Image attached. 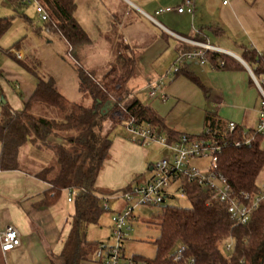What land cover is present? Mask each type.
<instances>
[{"label":"trees","instance_id":"trees-1","mask_svg":"<svg viewBox=\"0 0 264 264\" xmlns=\"http://www.w3.org/2000/svg\"><path fill=\"white\" fill-rule=\"evenodd\" d=\"M39 1L48 14L46 25L53 24L52 31L67 44L68 55L76 65L79 91L90 99V104L85 106L81 102L68 101L51 79L44 81L37 77L36 89L21 111H13L3 103L0 170H19L18 153L27 144L53 156L52 163L35 174L50 186L40 205L52 206L63 191H74L75 212L62 251L59 255H48V261L50 264H85L90 262V258L94 259V253L101 244L87 241L84 229L98 225L105 212L101 204L104 199L96 187V180L109 157L112 144L103 124L109 121L111 126L124 125L123 121L112 116L118 109L117 103L125 101L127 117L133 118L136 124L155 127L160 134H165L168 142L179 140L183 134L168 129L151 107L126 89L134 69L132 57H118L100 78L80 65V51L90 43V39L73 17L74 0ZM10 26L11 19L0 17V38ZM240 49L242 61L264 90V51L257 52L248 47ZM181 50H193V47L185 45ZM207 58L214 69L241 67L228 55L209 53ZM107 104H111V108L105 114L102 109ZM36 106L48 111L56 110L57 116L37 117L32 113ZM187 136L191 140H208L220 147L216 154V171L225 178L234 196L246 194L250 199L257 197L260 191L257 178L264 167V135L238 125L229 133L226 122L207 115L202 132L197 136ZM247 139H251L249 144L245 143ZM181 186L190 206L173 205L175 197L170 196L158 207L159 234L153 241L155 255L152 259L133 256L134 264H264V201L252 211L245 225H238L230 219L225 205L213 200L208 202L209 195L200 187L189 183ZM228 242L232 249L225 254L223 248ZM180 248L181 259L174 262L175 253Z\"/></svg>","mask_w":264,"mask_h":264},{"label":"crops","instance_id":"crops-1","mask_svg":"<svg viewBox=\"0 0 264 264\" xmlns=\"http://www.w3.org/2000/svg\"><path fill=\"white\" fill-rule=\"evenodd\" d=\"M0 1V9L8 11V6L12 9L20 8L11 0ZM74 2L75 9L78 10L75 12L78 18L74 16L77 24L81 27L84 20L95 26L97 33L110 45L107 61L98 59L91 41L81 49L82 53L80 51V65L84 62L86 68L82 67L97 78L104 75L116 63L118 57H132L135 61L134 69L126 85L136 77L141 78L140 83L132 85L142 86L141 88L154 82L168 70L177 53L185 46L169 32L189 39L208 41L241 66L219 70L190 62L183 67L180 74L164 82V101L151 99L146 94V100L141 101L164 120L168 129L179 135L197 136L204 128L207 115L223 122H234L244 130H252V123L256 126L261 94L252 79L249 67L238 60L242 61L240 47L264 51V36L248 40V37H243L238 32L240 30L243 34V31L245 33L247 30L243 29L244 20L242 21L239 13L248 0H230L227 5H222L221 0H217V12L220 14L214 18L207 17L209 0H194L193 16L174 10L158 13L159 9L179 7L183 0ZM223 14H228V20L220 17ZM20 15L23 19L26 17V13L22 12ZM137 19L144 20L155 28L150 47L143 48L144 45L139 44L140 40H136L138 34H141ZM99 20L106 25L104 28L99 24ZM193 29L201 35L194 36ZM82 30L88 36L84 27ZM51 32L59 42L67 46L59 34ZM21 43L18 40L7 47L0 43V115L3 103L13 111H21L36 89L37 77H40L27 65ZM126 89L132 96H137L136 91L131 92L127 87ZM152 145L140 146L119 136L112 139L109 157L96 180V187L103 199L118 194L129 186L143 183L151 177L155 164L154 155L157 154L160 158L166 154L162 146L161 148L160 145ZM1 150L0 143V155ZM22 155L27 162L32 161L36 165L33 172L27 170L29 164L25 163V166ZM52 161L53 156L49 152L39 151L32 144H27L20 148L18 153L19 170H0V231L7 225H13L20 234L18 248L6 255L0 252L4 264H40L43 259L48 260V255H59L62 251L63 243L70 232L75 212L74 203L67 201L68 190H65L54 205L41 206L43 195L50 186L35 176ZM123 208L124 205L121 204V210L118 212ZM85 264L96 263L90 258V262Z\"/></svg>","mask_w":264,"mask_h":264},{"label":"built area","instance_id":"built-area-1","mask_svg":"<svg viewBox=\"0 0 264 264\" xmlns=\"http://www.w3.org/2000/svg\"><path fill=\"white\" fill-rule=\"evenodd\" d=\"M16 5L28 7L34 6V11L43 23H47L48 14L44 6L39 0H11ZM222 5H227L228 0H221ZM186 13L193 16L195 7L194 0H183L179 7H166L159 9V12ZM54 25H47L46 30L52 31ZM181 44L193 47V50H180L173 63L168 70L157 80L147 85V96L151 99L157 98L162 101L165 100L164 82L174 78L177 73L186 64L190 62H197L200 65H206L212 68L207 55L209 53H218L227 55L223 50L211 45L208 41H200L181 37L177 34L169 32ZM194 36L201 35L200 32L193 29ZM222 65V63H220ZM250 71V70H249ZM252 79L256 84L261 94L260 109L258 112V119L253 133L264 135V90L261 84L253 76L250 71ZM125 101L117 103L118 109L113 113V118L123 121L124 126L134 136L131 142L140 146H149L151 144H158L162 146L165 151V157L155 163L152 167L151 177L143 183L132 186L127 191H121L120 198L123 201L124 208L121 212L116 213L111 218L110 237L114 241L113 245H106L101 243L94 253V260L97 264H134L132 258L126 259L122 256L123 241L128 237L130 226L127 225L133 219V205H149L160 207L167 202L170 196L179 194L185 197L182 183L195 184L209 195V200L224 204L227 213L231 220L238 225H245L250 218L252 211L258 206L264 198H261V191L257 197L250 199L248 195L236 197L233 195L230 186L227 184L225 178L216 171V154L220 147L208 140H191L187 135H182L179 140L168 142L166 137L160 134L155 127L151 125L136 124L133 118L126 115L124 109ZM234 122H226V129L232 133L236 129ZM251 138V137H250ZM251 139L246 140L249 144ZM209 158V167L205 170H200L190 165V160ZM179 182L178 188L172 192L173 184ZM75 196L74 191H68V202H72ZM104 210H109L106 199H104ZM20 246V234L13 225H7L0 231V251L3 255L15 250ZM232 245L228 243L225 247L226 252H230ZM182 248L178 249L174 256V262L181 259Z\"/></svg>","mask_w":264,"mask_h":264},{"label":"rangeland","instance_id":"rangeland-1","mask_svg":"<svg viewBox=\"0 0 264 264\" xmlns=\"http://www.w3.org/2000/svg\"><path fill=\"white\" fill-rule=\"evenodd\" d=\"M217 0H209L207 3L209 8L207 10V17H219L218 9L216 5ZM230 4V0H228ZM1 5V1H0ZM0 17H11V26L8 29L9 31L4 35L1 40V45L3 47L10 46L12 42L20 40L22 50L26 56V63L31 69L40 76L44 81L52 80L56 89L70 102H81L83 105L88 106L90 104V99L83 97L78 89V78L76 65L74 60L67 54V46L59 42L58 38L50 31L46 30V23L39 21L35 11L34 6L30 5L28 7L21 6L20 8L12 9L11 6H8V11L0 9ZM11 14H10V11ZM242 10V11H241ZM239 15L244 20L243 29H247L243 34L238 30L239 34L242 36L248 37V40L258 39L257 37L264 36V0H248L246 6L241 8ZM7 12V13H6ZM26 13V17L23 19L19 17ZM76 9L73 12V17L75 16ZM79 12L80 9H79ZM13 13V14H12ZM14 13L16 15H14ZM20 15V16H21ZM76 14L75 17H77ZM228 20V14L220 15ZM78 18V17H77ZM82 20V19H81ZM101 26L104 28L103 21L99 20ZM138 29L141 31V34H138L136 40H140L139 44H143L144 47H150L153 41L152 32L155 29L151 27L150 24L144 20L137 19ZM106 24V23H105ZM82 28L84 27L88 37L91 41L93 49L97 52L96 56L99 60L107 61L109 58V43H107L103 36H100L97 33L96 27L88 24L82 20ZM100 27V26H99ZM195 28V27H194ZM243 36V37H244ZM24 38L21 40V38ZM135 40V41H136ZM245 40V38H244ZM250 42V41H248ZM263 52V51H257ZM82 53V50H81ZM174 61V60H173ZM84 68V62L81 63ZM160 75L159 77H161ZM141 78H133L126 87L131 91H136L135 95L140 100H146L147 87L138 85H132L134 83H140ZM133 86V88H132ZM141 88V89H140ZM37 107V108H36ZM32 113L37 117L51 118L57 116L56 110H46L43 107L36 106ZM117 120V118H114ZM107 125V126H106ZM106 126V127H105ZM251 127L256 126L250 124ZM104 130L108 132L109 137L113 139L116 136L121 138L133 140L134 136L128 131L127 127L124 125H109V121H106L103 124ZM165 137V136H164ZM159 146L158 144H153L152 146ZM161 147V146H159ZM162 148V147H161ZM165 154V153H164ZM38 155V154H37ZM23 163H28L29 166L27 170L33 172L36 168V165L32 161L27 162L23 155L21 156ZM164 156L158 157L157 154L154 155V163L162 160ZM210 159L209 158H200L190 160V165L200 170H205L209 167ZM25 166H27L25 164ZM257 184L261 191V198H264V167L257 178ZM179 186V182L173 184L171 191L174 192ZM121 191L118 194L110 195L106 199L109 206V210H105L102 215L98 225L87 226L84 229V238L88 241H97L106 245H113L114 241L110 237V226L111 218L113 215L118 213L121 210V204H123L122 199L120 198ZM175 199L171 204L179 207H189L190 203L184 196L175 193ZM105 200H102L101 204L104 205ZM160 209L156 206L149 205H133L132 216L133 219L127 223L130 226V231L128 237L123 241V255L126 259L132 258L133 256H141L147 259H152L155 255V246L153 241L157 238L159 234L158 220L156 219L157 213ZM229 243V242H228ZM227 243V244H228ZM225 243L223 251L225 254L228 252L225 251L227 245ZM231 244V243H230ZM232 245V244H231ZM1 252V251H0ZM0 264H4V260L0 253ZM40 264H50L47 259H43Z\"/></svg>","mask_w":264,"mask_h":264},{"label":"water","instance_id":"water-1","mask_svg":"<svg viewBox=\"0 0 264 264\" xmlns=\"http://www.w3.org/2000/svg\"><path fill=\"white\" fill-rule=\"evenodd\" d=\"M227 54V53H226ZM228 55V54H227ZM241 63H243V61H241L240 59H238ZM244 64V63H243ZM111 108V104H107L106 106L103 107V111L106 114L107 111Z\"/></svg>","mask_w":264,"mask_h":264}]
</instances>
